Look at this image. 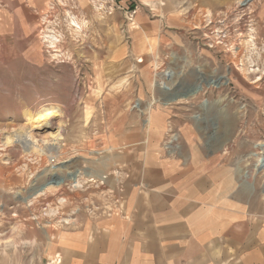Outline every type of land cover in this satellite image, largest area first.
<instances>
[{"label":"rangeland","instance_id":"obj_1","mask_svg":"<svg viewBox=\"0 0 264 264\" xmlns=\"http://www.w3.org/2000/svg\"><path fill=\"white\" fill-rule=\"evenodd\" d=\"M155 1L174 17H185L186 31L167 43L161 56L135 57L126 30L138 0H125L122 5L131 8L124 10H101L112 29L107 40L96 41L101 51L95 44V51L86 47L80 35L54 34L50 20L36 23L34 14L25 16L0 0V264H36L56 229L81 221L88 209L102 214L120 206L126 169L96 166L94 172L106 170L109 178H86V159L112 155L99 153L104 149L100 131L108 124L92 102L100 95L97 81H116L110 91L128 94L126 106L138 111L146 109L138 96L161 102L156 84L171 83L164 76L168 71L175 73L172 82L187 84L195 82L197 69L205 79L224 76L220 86L203 83L200 92L182 100L187 122L196 126L201 142L207 144L213 129L219 134L215 145L230 128L264 133V0ZM20 16L25 23H18ZM111 19L119 28L123 23L122 41L115 39ZM53 108L60 111L57 125L33 130L30 118ZM169 139L166 143L177 144V136ZM243 154L236 151L230 159L237 163L249 156L252 168L259 163L254 152ZM76 170L81 172L79 186L68 178ZM53 175L66 180L34 194ZM261 181L258 177L251 190L264 194Z\"/></svg>","mask_w":264,"mask_h":264},{"label":"crops","instance_id":"obj_2","mask_svg":"<svg viewBox=\"0 0 264 264\" xmlns=\"http://www.w3.org/2000/svg\"><path fill=\"white\" fill-rule=\"evenodd\" d=\"M1 1L25 16L34 14L36 23L50 20L54 34L82 36L92 51L97 50L92 44L101 51L96 41L107 40L108 30L112 32L101 12L105 5L97 0ZM114 22V37L122 41L123 23L119 28ZM18 23H25L23 17ZM186 28L185 17L159 9L155 0H138L126 30L129 53L161 56ZM121 50L122 45L115 55ZM116 84L97 81L100 95L89 97L108 124L100 131L104 149L99 153L112 155L86 159V178H109L106 170L94 172L96 166L126 169L120 178L123 200L116 210L96 214L88 209L81 221L56 229L36 264H264V194L251 190L258 177L264 184V167L257 170L256 163L252 168L249 156L237 163L230 159L236 151L243 157L254 152L260 162L264 133L230 128L215 145L219 134L213 129L206 144L187 122L182 100L189 98L162 99L161 85L174 88L176 82L156 84L160 103L138 96L146 104L138 111L126 106L128 94L110 91ZM226 102L228 106L229 96ZM173 136L177 144L166 143ZM80 178L78 174L73 182L81 185Z\"/></svg>","mask_w":264,"mask_h":264},{"label":"water","instance_id":"obj_3","mask_svg":"<svg viewBox=\"0 0 264 264\" xmlns=\"http://www.w3.org/2000/svg\"><path fill=\"white\" fill-rule=\"evenodd\" d=\"M196 72L198 73L197 77L195 78V82L191 83V84H187L183 79L180 80V82H176L174 88L169 87L165 84L161 85V90L165 93L164 96L162 97V99L166 102V103H170V102H174L177 101L179 99H188L190 97L195 96L198 92H200L203 88V83L209 87L210 85H214L216 87L220 86L221 80L226 78L224 76H219L216 80L214 79H205L201 77L200 71L197 69ZM182 72H179L178 75H181ZM175 75V73L173 71H168L166 73H164V76L167 78L168 81L173 80V76ZM206 103V102H205ZM264 167V157H261V161L258 163L257 165V170H261ZM80 170H76L75 173L69 174L68 178L69 179H73L76 180L78 174H80ZM66 180L65 177H61L58 175H53L50 180H48L46 182V184L42 185L41 187H39L37 190L34 191V194H37L38 192L44 190L47 186L50 185H55V186H59L60 184L64 183Z\"/></svg>","mask_w":264,"mask_h":264},{"label":"bare ground","instance_id":"obj_4","mask_svg":"<svg viewBox=\"0 0 264 264\" xmlns=\"http://www.w3.org/2000/svg\"><path fill=\"white\" fill-rule=\"evenodd\" d=\"M58 117H60V111L58 109L53 108V109L44 110L43 112H40L39 114H37L35 117L30 118V121L34 124L32 129L33 130L38 129V130L42 131V130L53 128L54 126L57 125V122L55 120ZM48 135H50V134H48ZM25 142L26 141H24V143ZM27 144L30 147H32V145H33L32 143L31 144L27 143ZM79 184H80V182L76 181L75 186H79ZM50 186H52V185H50Z\"/></svg>","mask_w":264,"mask_h":264},{"label":"built area","instance_id":"obj_5","mask_svg":"<svg viewBox=\"0 0 264 264\" xmlns=\"http://www.w3.org/2000/svg\"><path fill=\"white\" fill-rule=\"evenodd\" d=\"M97 1L104 4L105 5L104 8L108 9V11H114L116 9L124 10L125 8H131V7H128L127 5L126 6L124 4L122 5V3H124L125 0H97ZM50 159H51L50 160L51 163L54 164L56 162L57 157L52 155Z\"/></svg>","mask_w":264,"mask_h":264}]
</instances>
